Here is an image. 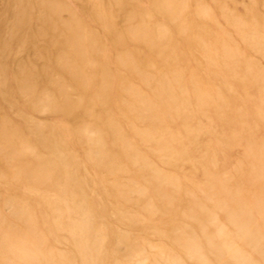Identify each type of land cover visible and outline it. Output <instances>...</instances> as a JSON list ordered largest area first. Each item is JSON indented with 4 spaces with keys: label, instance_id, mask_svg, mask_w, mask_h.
I'll use <instances>...</instances> for the list:
<instances>
[{
    "label": "rangeland",
    "instance_id": "obj_1",
    "mask_svg": "<svg viewBox=\"0 0 264 264\" xmlns=\"http://www.w3.org/2000/svg\"><path fill=\"white\" fill-rule=\"evenodd\" d=\"M0 264H264V0H0Z\"/></svg>",
    "mask_w": 264,
    "mask_h": 264
},
{
    "label": "bare ground",
    "instance_id": "obj_2",
    "mask_svg": "<svg viewBox=\"0 0 264 264\" xmlns=\"http://www.w3.org/2000/svg\"><path fill=\"white\" fill-rule=\"evenodd\" d=\"M65 87V86H64ZM68 87V86H67ZM54 94V93H53ZM26 95V94H25Z\"/></svg>",
    "mask_w": 264,
    "mask_h": 264
}]
</instances>
